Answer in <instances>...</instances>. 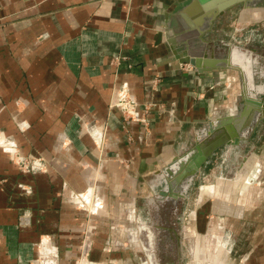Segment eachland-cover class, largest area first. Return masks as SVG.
Returning <instances> with one entry per match:
<instances>
[{
	"label": "crops",
	"instance_id": "1",
	"mask_svg": "<svg viewBox=\"0 0 264 264\" xmlns=\"http://www.w3.org/2000/svg\"><path fill=\"white\" fill-rule=\"evenodd\" d=\"M178 1L0 0V264H107V225L124 210L134 217L143 178L161 177L208 124L222 136L244 111L241 93L264 103V40L233 41L236 70L198 73L166 47ZM263 14L239 13L237 24ZM248 60L247 89L239 71ZM123 91L144 123L110 108ZM242 120L244 137L216 152L198 203L207 233L231 234L216 256L264 264V109L251 105ZM89 189L105 207L92 218L70 199Z\"/></svg>",
	"mask_w": 264,
	"mask_h": 264
},
{
	"label": "water",
	"instance_id": "2",
	"mask_svg": "<svg viewBox=\"0 0 264 264\" xmlns=\"http://www.w3.org/2000/svg\"><path fill=\"white\" fill-rule=\"evenodd\" d=\"M263 8L264 0H179L167 18L166 47L178 62L189 65L198 73L225 68L236 70L239 67V63L235 61L239 47L232 42H221L220 44L210 42V37L217 30L218 24H221L223 16L230 11L243 13ZM242 52L243 54H239L242 58L251 56L246 50ZM207 60L213 64L204 65ZM241 67L239 72L243 85L248 89L249 80L253 77L249 60L246 61L245 66ZM236 100L237 109L244 111L227 118L222 136H218L208 124L207 138L202 140L196 138L189 150L182 156L174 158L171 163L157 172L161 174L163 187L157 194L152 189V193L155 196L158 211L163 212L166 217L170 213L173 215L179 212V207L185 202L201 167L209 165L219 149L238 137H244L241 133V130H244L241 129V122L246 117L248 108L253 105L264 109V103L249 93H241ZM157 264L185 263L179 256L177 258L166 257L164 261Z\"/></svg>",
	"mask_w": 264,
	"mask_h": 264
},
{
	"label": "rangeland",
	"instance_id": "3",
	"mask_svg": "<svg viewBox=\"0 0 264 264\" xmlns=\"http://www.w3.org/2000/svg\"><path fill=\"white\" fill-rule=\"evenodd\" d=\"M229 13L228 14L230 15V18L228 22L225 23L223 28H221V24H218L217 30L210 37V42L213 41L217 44H220L221 42L233 41L245 42V39H248V37H250L249 34L251 31L255 32V35L257 33L259 38L263 37L261 33L264 31V14L261 15V19L256 20L255 18L253 19L252 15H246L245 19H242L243 21L240 23V26H238L237 20L239 18V12L232 10ZM218 163H220V160L214 157L208 167L204 169V172L202 174L201 172H199L185 202L181 207H179L178 214L180 215V221L177 224L178 233L181 236L179 237V246L177 244L176 250L173 241L171 244L173 245L172 250L169 252V254H167V256L166 254L162 253L161 249L157 251V249L155 248L157 244L154 237V232H152L150 224L148 225L149 217L147 216L146 211H144V208L140 203V200L142 198L150 194L147 190L150 175H146L143 178V183H140L139 190H135V193H138V196L134 198V217L132 219L129 218L128 214L130 210H124V215L120 217L111 216L110 223L107 225V231H109L111 235L109 242L112 246V252L109 253L110 256H107L109 259L106 258L108 259L107 264H157L164 261L166 257L177 258L179 256L185 264H205V262L207 264H218L216 263L218 259L220 260V264H232L233 256L230 254H224V250L221 251L220 256H216L215 254L217 242H219L220 240L223 241L226 235L231 237V234L222 230L220 227L216 229L215 226L212 228L211 232L207 233L206 223L203 219L204 217L200 212V205L198 203L200 186L209 185V183L212 181V178L210 179L209 173L210 171L216 169V165ZM93 191H95L93 192V194L97 196L96 190ZM205 194V189H203V191H201L200 193V196H203ZM207 203L210 204L209 201H207ZM76 208L78 210L85 211L84 209H82V207L76 206ZM97 208L99 210L96 212L93 211V213H91L89 210L85 211L87 217L92 218L95 216H99L102 211L105 212V207L103 208L102 205ZM192 213L195 214V222L193 225L194 236L191 243L190 238H188L186 235L188 230L189 217L191 218ZM94 228V225L86 226L87 232L89 233ZM143 231H145V234H142ZM128 233H132L135 238L133 240L128 238ZM146 238H149L150 240L149 249L145 248V245L147 243H145ZM118 248H121L122 251H115V249ZM150 255L152 256L153 261H150ZM41 257L42 256H39L37 259L40 260ZM84 260L85 259H82L80 262H78V264H87Z\"/></svg>",
	"mask_w": 264,
	"mask_h": 264
},
{
	"label": "flooded vegetation",
	"instance_id": "4",
	"mask_svg": "<svg viewBox=\"0 0 264 264\" xmlns=\"http://www.w3.org/2000/svg\"><path fill=\"white\" fill-rule=\"evenodd\" d=\"M229 14L223 16L222 22H221V26H222L221 28H223L225 23L228 22L230 18ZM254 18L255 17H253V19ZM256 19L257 18H255V20ZM254 33L255 32L253 31L250 32L249 36L252 37L250 38V41L253 44H255V47L258 48L259 43L263 41L264 39L263 37L259 38L258 34L256 33L255 35ZM207 167L208 165L202 166L199 172H201L202 174L204 172V169ZM162 187H163V182H162L161 177H159L158 174L151 175L150 180L148 182V188H147L150 194L142 198L140 200L141 201L140 203L142 204L141 206H143L144 211H146V214L149 217L148 225L150 224L152 232H154V237L156 239V244H157L155 248L157 249V251L161 249L162 253L166 254L167 256V254H169V252L172 250L173 245L171 244L173 241H174V244H175L174 246L176 247V250H177V244L179 246V237L181 236L178 233L177 224L180 221V215L177 213L171 216V213H170V216L168 214L166 217V215L163 214V212L158 211L155 196L151 192L153 189L154 192L157 194L160 190H162ZM149 197L152 198V200H150ZM142 234H145V231H143ZM134 238H135L134 235H132L130 239L133 240ZM146 240H149V238H146ZM149 248H150V245L147 249ZM150 257H151V261H153V258L151 255Z\"/></svg>",
	"mask_w": 264,
	"mask_h": 264
},
{
	"label": "built area",
	"instance_id": "5",
	"mask_svg": "<svg viewBox=\"0 0 264 264\" xmlns=\"http://www.w3.org/2000/svg\"><path fill=\"white\" fill-rule=\"evenodd\" d=\"M117 96L112 100L110 108L119 109L124 119L131 120L140 115L138 114L137 103L132 99L131 95H129L127 91L118 92ZM138 118L144 123V119L142 116ZM17 164L21 166V168L28 166V163L18 156ZM93 192V190L91 191V189H89L88 191H85L84 194L71 196L70 199L77 207H82V209H84L85 211L89 210L91 213H93V211L95 212V210H92L90 206L94 205L93 207H100L96 200L97 197H95Z\"/></svg>",
	"mask_w": 264,
	"mask_h": 264
},
{
	"label": "bare ground",
	"instance_id": "6",
	"mask_svg": "<svg viewBox=\"0 0 264 264\" xmlns=\"http://www.w3.org/2000/svg\"><path fill=\"white\" fill-rule=\"evenodd\" d=\"M88 205H89V202H88ZM94 205H92V206H90V208L92 209V210H95V212L96 211H98L99 209L97 208V207H93ZM193 225H194V218H193V216H191V218L189 217V221H188V230H187V237L188 238H190V242L192 243V240H193V236H194V234H193ZM147 242V243H146ZM149 240H145V243H146V245H145V247L146 248H148L149 247ZM150 261H151V257H150Z\"/></svg>",
	"mask_w": 264,
	"mask_h": 264
}]
</instances>
